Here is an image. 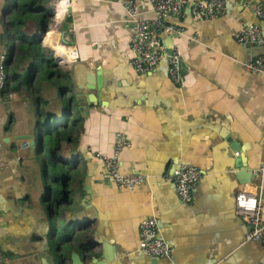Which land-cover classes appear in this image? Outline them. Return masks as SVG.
Listing matches in <instances>:
<instances>
[{"label": "crops", "instance_id": "0c3cea01", "mask_svg": "<svg viewBox=\"0 0 264 264\" xmlns=\"http://www.w3.org/2000/svg\"><path fill=\"white\" fill-rule=\"evenodd\" d=\"M135 1L137 15L131 18L118 0H70V31L62 38L60 29H53L42 42L47 57L53 55L46 44L53 51L52 46L60 47L57 43L64 39L75 47L78 59L62 68L69 72L70 82L55 76L42 80L38 100L22 87L13 90L19 83L11 75L4 85L5 102L0 103V251L6 264H41L37 249L44 242L40 235L46 231L42 210L50 202L44 189L48 183L59 192L51 201H63L66 196L76 202L86 195L83 185L87 184L88 205L98 216L93 226L100 225L103 237L131 263L142 254L138 235L143 219H155L158 234L171 246L172 264H183L191 255H200L209 241L225 239L227 233L241 235V228H235L232 221L227 223L221 214L224 202L233 209L239 190L260 192L264 200V171L259 181L237 185L230 150L232 143L240 147L247 173L259 172L264 165V73L244 76L248 51L234 37L248 25H257L264 32V20L254 14L255 4L264 0H227L225 16L212 20H196L188 11L181 21L168 18V23L184 27L183 33L162 35L165 46L176 45L180 50L178 83L168 76L165 60L144 74L129 66V41L137 20L154 19L146 0ZM14 3L0 0V58L8 57L7 48L17 43L7 24ZM64 5L62 0L46 1L51 14L53 6L56 14ZM38 29L29 22L23 32L29 39L38 35ZM251 49L252 55L262 52ZM29 57L13 64L17 70L19 63V82L28 73L38 78L40 60L32 54ZM54 64L58 68L56 60ZM92 73L119 79L112 89L108 79L107 93L88 90L85 83ZM59 83L67 87L64 93ZM81 104L87 105L83 111L79 110ZM48 120L53 121L52 133L47 132ZM40 128L45 133V148L38 156L21 138L36 135ZM62 128L72 142L63 141L52 152L49 139ZM118 132L131 143L120 153L121 171L145 177L135 190L117 188L104 169L102 157L112 154ZM45 153L46 160L56 157L47 173L40 162ZM183 164L201 171L189 204L181 202L169 178ZM70 168L74 172L66 176L64 172ZM261 216L264 222V205ZM244 229L241 238L249 232L246 224ZM254 241L258 240L250 245L256 249ZM260 241H264V233ZM66 259L68 264L69 257Z\"/></svg>", "mask_w": 264, "mask_h": 264}, {"label": "built area", "instance_id": "2783aa9c", "mask_svg": "<svg viewBox=\"0 0 264 264\" xmlns=\"http://www.w3.org/2000/svg\"><path fill=\"white\" fill-rule=\"evenodd\" d=\"M121 7L131 18L137 15L138 4L135 0H118ZM151 7L154 19L152 21L137 20L135 32L130 38L129 66L138 74H144L154 70L162 61L167 62V72L170 79L178 83L180 74L181 53L176 45L167 47L162 41V35L171 33H183L182 23H168V18L180 20L184 18L186 11L196 20H212L225 16L227 0H146ZM190 4V6H189ZM66 13V12H65ZM254 14L260 20H264V2H257L254 6ZM52 25L41 35L42 42L53 29L58 31L63 22L64 15L57 17L52 7ZM50 29V30H49ZM40 35V32L38 33ZM236 41L250 48L264 46L263 31L257 25H248L240 28L234 35ZM43 44V43H42ZM51 44V43H50ZM58 45L66 49L64 57H56L54 52L46 44L57 65L61 68L69 67L78 59L77 50L69 43L58 42ZM55 45V44H52ZM57 45V46H58ZM170 52L167 53V50ZM7 56L0 58V103L5 102L1 92L8 78L6 72ZM244 76L264 73V56H256L243 64ZM131 146L130 141L123 133H116L113 140V152L110 156H103L102 161L109 179L119 189L135 190L145 182L141 174H124L121 171L120 153L124 148ZM264 171V165L260 166L259 175ZM174 190L178 198L185 203L192 201L193 191L201 178V171L192 165H179L173 176ZM262 201L260 192L239 190L235 195V213L241 217L249 227L247 240H260L264 233L262 221ZM138 249L146 256L156 258L169 257L171 246L168 242L158 237V228L155 219H143L139 224ZM6 257L0 251V264H6Z\"/></svg>", "mask_w": 264, "mask_h": 264}, {"label": "water", "instance_id": "95a60500", "mask_svg": "<svg viewBox=\"0 0 264 264\" xmlns=\"http://www.w3.org/2000/svg\"><path fill=\"white\" fill-rule=\"evenodd\" d=\"M67 1L69 3L70 0ZM189 1L191 2L192 0ZM72 22L73 17L71 14V7L68 4L66 14L60 26V34L62 38H64L65 34L70 31V25ZM62 40V42L67 43L64 39ZM241 45L248 51V57L245 61H249L251 58L264 53L263 46L257 47L262 49V52L252 55V49L250 47L243 44ZM169 52L170 49L167 50V53ZM108 79L111 81L110 89H112L114 81L119 79V77L115 76L113 79L112 75L104 73L102 78H100L99 74L92 73L88 77L85 87L88 90L97 89L98 91L107 93L108 90L106 85ZM89 96H87V100L93 104V101L90 100ZM94 98H96L97 102L99 101L98 95ZM141 101H144V99H141ZM77 102L79 101L77 100ZM86 107L87 105L81 104L79 110L83 111ZM52 122V120H48L49 131L47 130V132L52 133V128H50ZM65 124H67V121ZM44 136L45 133H43L42 128H40L36 135L25 136L21 138V140L27 143L31 150L36 149V154L41 156L44 154ZM230 150L234 153L233 169H235V171H233V175L237 185L241 186L259 181L260 175L258 171L247 173L248 170L246 163L243 161L240 147L237 144L232 143L230 144ZM40 162L43 166L46 163V158L44 157ZM62 169H64V167H62ZM175 170L176 169H174L169 175V178L172 181ZM44 171L47 173V167ZM73 172L74 171L71 170V168L66 170V173H70V175L73 174ZM212 173L216 174L217 172L212 170ZM86 181L87 179L84 180V182ZM199 181L197 185L200 183ZM86 186L87 184L83 185V192H86V195L83 194L79 202H76L75 200L73 201L72 198L69 200L68 197L65 196L63 201H53L50 205H46L45 209L42 210L44 221L46 223V231L40 235L44 242L42 246L37 249V252L42 255L41 264H66V257H69L68 264H126L128 261V264H172L174 262V259L171 258V256H173L171 252L169 257H166L165 259L140 254V257L131 263L128 257L127 259L124 257L122 258L117 248L111 243H108L103 237L104 235L102 234L100 225L93 226L94 222L98 219V216H95L92 210L94 209L93 206L91 207L88 205L90 204L89 189H87ZM44 189L47 198L51 201V184L48 183L47 187L45 186ZM233 203L234 207L231 209L228 207L227 203L224 202L221 214L224 216L227 223L232 221L235 228L240 227L242 230L241 235H244L246 232L244 229V221L239 218V216H235V198H233ZM262 203L264 205V200H262ZM39 206L43 209L44 204L41 203ZM49 233H51L50 237H48ZM241 235L238 232L227 233L225 239L218 237L217 241H209L204 245L206 248L200 255L198 253L191 255L183 264H264V241H254L258 244V247L255 249L250 245L253 243V240L241 238ZM158 237L162 238L159 234Z\"/></svg>", "mask_w": 264, "mask_h": 264}, {"label": "trees", "instance_id": "16d2710c", "mask_svg": "<svg viewBox=\"0 0 264 264\" xmlns=\"http://www.w3.org/2000/svg\"><path fill=\"white\" fill-rule=\"evenodd\" d=\"M47 0H15L12 8L10 9V13L8 16V27L11 30V37L17 41L16 44H12L7 48V60H6V72L11 75L13 80L18 84L13 90L18 92L20 87H22L30 96L35 97L37 100L40 99L38 97L39 85L42 80L52 79L54 76L58 79H63L67 82H70V74L69 72L63 71L61 67L58 68L55 66V59L53 56L47 57L45 55V49L42 47L41 35H43L47 30L49 25L51 24L52 14L49 8L46 7ZM40 15L39 26H37V21H35L34 16ZM29 22L34 23L37 27H39L40 35H31L30 38L27 39V35L24 34V29H27L29 26ZM29 54L33 55L35 60H40L38 78L34 79L35 76L33 74H27L23 81L19 82L18 78V67L19 63L26 58H30ZM19 62L17 64V70L14 69V63ZM48 64L50 67H48ZM7 78V79H8ZM6 79V81H7ZM9 80V79H8ZM59 90L62 93L65 92L67 87L62 86L59 83ZM4 87L1 92L2 97L4 96ZM66 107H69V104H66ZM69 112L67 111L66 115L68 116ZM76 123V121H75ZM66 128V127H65ZM56 131L53 137L49 139V143L51 144L52 152L61 147V142L68 141L72 137L67 134L66 131ZM72 131V125L70 127ZM48 147V144L46 145ZM45 148V145H44ZM56 163V157H51L49 160H46V163L43 167L51 168ZM66 176V172H64ZM52 189V188H51ZM63 189V188H62ZM52 196L57 195L59 192L55 190H51ZM65 195H68L67 189L65 188ZM50 201L48 205L51 204Z\"/></svg>", "mask_w": 264, "mask_h": 264}, {"label": "bare ground", "instance_id": "6f19581e", "mask_svg": "<svg viewBox=\"0 0 264 264\" xmlns=\"http://www.w3.org/2000/svg\"><path fill=\"white\" fill-rule=\"evenodd\" d=\"M62 3H65V5L64 6H60L57 9V11H56V15L57 16H62L64 14H66L65 13L66 12V8H67V6H68L69 3H68L67 0H62ZM52 49H53L54 52H56L55 53L56 54V57L62 58L66 54V49H64L62 46H60V47L52 46Z\"/></svg>", "mask_w": 264, "mask_h": 264}, {"label": "rangeland", "instance_id": "374dc122", "mask_svg": "<svg viewBox=\"0 0 264 264\" xmlns=\"http://www.w3.org/2000/svg\"><path fill=\"white\" fill-rule=\"evenodd\" d=\"M39 20H40V15H38L37 26H39ZM49 27H52V23H51V25H49ZM58 116L60 117V119H62V115L61 114H59ZM45 158L46 159L48 158V155H46V153H45Z\"/></svg>", "mask_w": 264, "mask_h": 264}]
</instances>
